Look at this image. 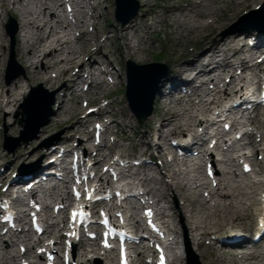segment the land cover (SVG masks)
<instances>
[{"label": "bare ground", "instance_id": "6f19581e", "mask_svg": "<svg viewBox=\"0 0 264 264\" xmlns=\"http://www.w3.org/2000/svg\"><path fill=\"white\" fill-rule=\"evenodd\" d=\"M84 1L72 0L74 13L72 20H68L60 18L57 15L58 11H63L61 10V7L65 4L63 2L57 3L56 0H0V20L2 14L5 12H13L15 15L19 26L16 39V53L20 62L24 64L23 69L25 73L34 82H39L45 86L48 85L51 89L53 86L57 87L65 81V84H63L65 88L73 89V91L78 90L77 88H79V85L84 80H86L91 89L103 91V88L107 86L103 78L99 81L93 79L106 75L101 68V63L97 62V58L104 50L108 52L112 48L108 36L105 35L106 37L104 36V39L101 41L105 29L102 27L103 32L99 27L100 21L108 16V11L99 8V0H93L92 5H90L91 13L89 15L84 7L87 8V5L91 3L89 1L84 3ZM139 2L141 4L140 11L143 12L142 15L135 17V19H132L124 26L116 24L112 28L111 33L117 39L115 43L124 44V51L118 47L116 52H119L126 59H135L139 63L144 62L147 58L143 55L154 49L152 45L149 48L143 47L147 43L145 36L152 34L154 37L159 32H162L165 34L167 42L174 47L170 56H172V63L175 66L174 68H170L168 74L159 82L152 115L146 121L139 124L141 126L146 125L147 128L144 127L145 131L142 133L135 129L133 138H135L136 142H133L132 148H137L139 151L138 155L148 156L149 159L154 158V153L164 157L165 154H169L170 152L173 154V161L167 160L165 168L163 167L167 171V176L162 175V173H160V176H155L154 169L156 170V168L147 167L145 162H141L139 169L132 171L133 167L129 163L127 171L131 172L136 182H129L128 185L131 187L136 185L143 187L146 195H152L156 198V206L161 202L170 204L172 196L179 198L181 205L180 212L185 217V224L187 225L190 239L204 264H264V229L260 241L257 245L252 246L250 250H245L242 253H226L225 250L213 249L217 245V243L213 242V239L232 236L231 231L233 232V228L241 226L251 217L254 199L256 196L262 198L260 192L264 191V185L251 181L245 174L239 175L237 173L239 163L237 164L238 161L236 162V159L227 155L229 150H224L226 154V159L224 160L217 161L212 156V153H209L206 154L207 159L204 161L203 158L206 156L201 154V152L205 151L202 146L198 143L196 144L198 139L194 142L195 137L198 138L200 136L197 133V129L202 127V125H204L202 130L208 127L209 114L213 110L215 111V108L219 107L230 96L243 91L244 85H234V82L236 79H240V82H242L244 80V73L247 70H251L250 67L245 66L246 62L241 57L245 52L246 42L239 40L241 38L239 34L243 36L244 34L238 32L240 29H237L228 32L226 36L222 37L221 35L228 29L224 32L222 30L228 27L242 10L248 9L251 3L254 5L250 9L256 10V7L262 9L264 0H139ZM124 6H127V4ZM130 7L132 8L133 6L129 2L127 10L122 8L119 15L121 16L123 12H127ZM78 8L80 9L78 10ZM130 13H127L120 23ZM251 16L253 17V15ZM247 21L246 17H242L235 26H243ZM64 24L66 25L65 28H63ZM88 25L93 27V31L84 29ZM157 27H160L161 30H158ZM32 28L33 30H31ZM57 29L60 30L57 31ZM206 32H208V35L213 34V40L205 42L203 48L200 50L177 49L181 37L192 36L194 38L201 35V37H206ZM255 32H252V34ZM130 33L133 34L131 35ZM244 33L248 34L249 31L246 30ZM255 35L256 37L253 35L250 38H255V49L260 50L264 44V31L258 35L255 33ZM135 36H139L136 44L133 43ZM86 37L88 40L82 42ZM4 39V33L0 31L1 46ZM46 47L47 49H45ZM61 55L64 56L59 57ZM42 60H45L44 64H42ZM40 62L41 68L38 67ZM62 64L67 65V67L57 71V74H53ZM73 66L79 67L77 73H72L71 67ZM236 68L241 69L240 76L234 73ZM84 70L88 71L85 78L83 77ZM214 73L216 74L214 75ZM226 73L230 74L227 84L223 82L224 78L228 77ZM19 75H22V71L19 72ZM116 78L119 79L118 76ZM168 84H170L169 87ZM209 84H212L214 87L213 89H207L205 92ZM182 86H186L190 90L181 93L180 89ZM12 94V92L7 94V96L0 94V112L4 111L12 102H15V99L10 100ZM29 94L25 98V94L21 96L22 98L20 97L23 100L18 107L21 109L20 115L23 116L21 123L22 121L24 122V117L28 115V108L35 98V94L30 97ZM175 94L180 95V98L178 100L175 99L174 102L171 99H173L172 96ZM207 96H210L211 99L204 98ZM46 101L49 102V99ZM55 104H57V110L62 111L64 109L63 99L56 97ZM77 113L73 112L75 121L68 129L71 133L63 137L64 144L68 146L66 152L69 153L77 147H83V152L86 156H91V152H95V155L102 159L100 153L102 152V147L106 146L105 138L103 137L101 143L96 145L87 128L94 114L85 115L82 118L77 117ZM107 114L111 117L115 116L114 114ZM130 114L134 117L131 112ZM103 115L104 113L101 114V116ZM135 115L137 117V114ZM124 118L128 119L129 116L125 115ZM244 118L241 121H234L232 127L238 124L248 129L252 126V123H255L254 127H251V130L254 129L255 133L249 132L244 135L249 140L248 145L252 146L260 141L256 133L261 127V119L259 114ZM43 119V115L36 116L33 125V127H36L28 129L27 132L30 131L29 134L31 135L37 134L39 131L37 128L41 127ZM153 123H155V126H151ZM39 124L40 126H37ZM118 126L123 128V125L119 124ZM48 127L49 125L46 128ZM41 131L44 132L45 129L42 128ZM186 135L192 137L189 141L193 145L188 146L187 150L194 151L196 150L194 147L199 146L197 151L199 152L201 149L199 153L200 163L196 169L191 168L190 170L186 164L187 160L183 161V166H186L185 169L179 167L175 162L176 158L172 147L168 145L172 137L176 136V138L183 139ZM77 136L79 138L77 140L78 143L74 144L73 142ZM181 136L184 137L182 138ZM122 138L128 140L126 136H122ZM112 145H116V143ZM121 157L128 159L131 157V154L121 155ZM6 158L7 154L0 156V160ZM101 159L93 162V168L96 171L104 160ZM15 160L16 158L11 162V165L15 163ZM210 160L211 163H217L220 168L215 169L214 180H210L207 177L202 179L199 177V174L202 170H205L204 168H206L205 166ZM256 166L259 167L257 161ZM32 167L36 168L38 166L34 165ZM5 169H7L5 172L0 173V181L2 182L12 177L13 171H10L11 167L7 165ZM259 169L262 170L261 168ZM96 174L97 176L99 175V173L95 172ZM138 175H142L141 178H137ZM229 175L232 178H228ZM11 183L8 187L11 186ZM150 183L158 185L159 189L157 187L152 189L147 187ZM205 191L208 192L207 197L205 196ZM31 195L32 198H35L37 191H32ZM204 196L206 197L205 199H203ZM54 206H52V209ZM136 210L137 208L135 207L131 210L130 217L132 220L135 219ZM159 210L160 213L157 215L159 218H166L171 220V222L175 220L176 215L167 213L163 206H159ZM64 211L66 209L63 208L61 212L63 213ZM43 213L47 215V206L43 209ZM135 223L138 224V220H135ZM163 223L170 233L169 236H173V244L176 245V234L180 235L177 226L165 220ZM258 223H249L247 225L248 230L255 227V233L259 232L260 226H258ZM50 225L51 222H48V226L52 227ZM6 235L7 240L3 241V244H0V264H9L10 261H15L19 257H33L32 255L36 254V251L35 253L32 251L34 248L30 249L29 247H26L25 251L21 254L20 252L14 253L12 249L18 244L17 242L27 245L28 238L16 233H12V235L9 232L5 234L0 233V242ZM58 239L57 245L60 247L58 249L62 252L65 237ZM206 239L210 240L209 245L206 244ZM44 241L38 239L35 246L38 248L44 247ZM4 243L6 246H3ZM244 243H247L246 238ZM76 246L79 247L78 264H86L81 260H85L88 263L91 262V258L88 259L85 253L89 254L94 249L87 250L82 242L75 243ZM174 249H176L175 246ZM48 252L49 255H56L52 249ZM42 255L45 254L43 253ZM56 256L57 259H60L59 255ZM83 256L86 257L83 259ZM37 257L38 259L41 258L40 256ZM105 259L112 264V253H108ZM139 259L142 260L141 258ZM72 262H74V258ZM37 264L42 263L38 262ZM171 264H180V259L174 256Z\"/></svg>", "mask_w": 264, "mask_h": 264}, {"label": "rangeland", "instance_id": "374dc122", "mask_svg": "<svg viewBox=\"0 0 264 264\" xmlns=\"http://www.w3.org/2000/svg\"><path fill=\"white\" fill-rule=\"evenodd\" d=\"M62 0H57V3H60ZM87 1H89L91 4L93 3V0H85V3H87ZM138 3L140 4L139 0ZM94 3H96L94 1ZM100 3V7L99 8H103L106 9L108 11V16H106L105 19H102L100 21V29H102V27H104L105 32L103 30V34L101 37V41L104 39V36H108L110 37V44L112 46V48L107 52L106 50H104V52L99 55V57L97 58V62H102V69H104L105 71H109L110 75L115 79V85L107 84V86H105L103 88V91L101 90H95V89H90V91L87 93V101H90L88 106H84L85 102H84V98L82 97H78V95H76V97H74L73 95L69 94L70 91L67 90V88H65V81H63L61 83V85L57 86V87H52L51 89L49 88L48 85H42L39 82H34L33 80H31L29 78V76L25 73L24 71V64H22L19 60V57L17 56V47H16V39H17V32L19 30V26L18 23L15 19V15L13 14V12H5L2 14L1 16V20H0V24L2 22V24L0 25L2 28H0V31L2 33H4V37L5 39L3 40V44L2 46L0 45V94L3 96H7V94H9L10 92H12V97L10 98V100L15 99V102H12L7 108L4 109V111L0 112V156L2 154H7V158L0 160V172L1 170H3L4 172L7 170L5 169V166H10L11 169H23V167H29V166H41L46 158L49 156L48 152L51 151V147H53L52 145L54 144H63V137H65L68 133H71V131H68V129L70 128L71 124L75 121V118L73 117V112H78L77 113V117H81L86 113V110L89 107H101L102 111L105 113H110V114H114L115 118L112 119V117L107 114L103 120L105 124L107 123H111L110 124V134L108 136H105V142H106V147L111 145L113 143V140H116L117 146L116 147H112V152L110 155H117V154H131L132 156H134L135 152L138 150L137 148H132L133 142L135 141V138H133V134L135 133V129L138 130L139 132H144L145 128H147L146 125H139V123L137 122V120L135 119V117H132L129 109L127 107V103H126V99H125V95H124V84H125V75H124V70H125V63L130 60L132 62H134L137 65H144V64H150V63H161L163 65H166L168 69L170 68H174L175 64L172 63V56H170V53L172 51L173 45L168 43L166 40V36L164 33L159 32V34L157 36H152V34H148L147 36H145V41H147V43H145V45H143V47L145 48H149V46H153V50L150 51L149 53H146L145 55H143L145 58H147L146 61L144 62H136L135 59H126L124 56H122L121 54H119V52H116L117 48L120 47L122 48V51H124L123 45L122 43H115L116 42V38L113 37V34L111 33L113 26L115 27L116 24H118L115 21V6H114V0H99ZM87 5V8H85V11L87 13H91L90 10V5ZM141 5V4H140ZM253 3H251V5L249 6L248 9L242 10L237 16L236 18L231 22V24L226 27L225 29L222 30L225 31L227 29H234L236 23L238 22V20L240 19V16L243 15L244 12H248L250 10L251 7H253ZM63 9V6L61 7V10ZM80 8H78L79 10ZM142 11H138L137 16L142 15ZM130 16V14L128 15ZM136 16V17H137ZM154 17V16H153ZM127 18V17H126ZM135 19V18H134ZM9 23V29L10 32L15 30L14 33V44L12 46V55H13V59H11V38H10V34H8L5 30V26L6 24ZM91 24V23H89ZM53 25V24H52ZM65 24L64 27L65 28ZM240 26V25H238ZM236 26V28L238 27ZM92 26L88 25L87 27H85V30L88 31H93L92 30ZM35 29V28H34ZM49 29V28H48ZM158 30H161L160 27H157ZM33 30V28L31 29ZM60 29H57V31ZM72 32V30H70ZM151 33V32H150ZM206 37H194L192 38V36L190 37H181L180 41H179V45L177 47L178 50L185 48L187 49H193V50H200L201 48H203L204 43L205 42H210L213 39V34H209L208 32ZM132 34V33H130ZM144 34V33H143ZM150 37V38H148ZM22 39V38H19ZM139 39V36H135L133 43L136 44L137 40ZM156 39V40H155ZM88 40V38H84L82 40V42ZM154 40V41H151ZM1 43V42H0ZM47 49V47L45 48ZM264 50V44L261 47L260 51ZM64 55H61L59 57H63ZM41 59V58H40ZM45 63V60H42V64ZM8 67V68H7ZM39 68H41V62L38 65ZM67 67V65L62 64L57 70H55V72H53V74H57V71L61 70V69H65ZM10 68V70L8 71V69ZM72 69V73H75L77 71L76 66L71 67ZM23 72L24 71V75H20L17 79L7 83L13 76L19 74V72ZM239 70H237L236 73H238ZM23 74V73H22ZM116 76L119 77V79H116ZM83 77H84V72H83ZM107 75L104 77L105 80L107 81ZM9 79V80H8ZM98 81L101 78L97 77L94 78V80ZM87 82L84 81L82 84L79 85V88L82 89L84 88L87 84ZM108 83V82H107ZM38 85H41L43 89L47 90L48 92H54V101L55 98H59V99H63L64 100V105H63V110H57V104H53L52 108V113L51 116L49 117V122L47 125H45L44 128L45 131L42 132L40 128L38 133L36 134V136L26 142V143H22L20 141V138L22 136H28L29 132L24 133V129L26 126V117H24L25 122L22 121L21 123V119H23V116L20 115L21 113V109H19V105L22 103L23 100H21V96L24 95V98L26 97V95H28L29 90L31 88H37ZM106 88V89H105ZM41 93V91L39 92ZM21 97V98H20ZM46 98H48V96L46 95ZM102 98V99H99ZM2 100V99H1ZM18 101V102H17ZM156 106H158V104H156ZM43 112H46L45 106L43 109ZM125 115H128L129 118L125 119ZM260 118H262V116H260ZM93 121H99V119L96 116L92 117ZM63 121V122H60ZM146 121V120H145ZM123 125V128H121V126L118 125ZM49 125L48 128H46ZM151 126H155V123H153ZM93 125L90 124L88 125V130H89V134L90 136L92 135V129H93ZM23 134V135H22ZM122 136H126V138H128V140L123 139ZM261 138V137H260ZM171 139H175V136ZM77 140H79L78 136L76 138V140L73 142L74 144H77ZM81 140V139H80ZM18 141V142H17ZM171 142H168V145ZM19 144L18 147H16ZM52 144V145H51ZM6 145V148H4V146ZM16 145V146H15ZM51 145L49 148L48 146ZM15 147L12 151H7V149ZM106 147H104L103 149H105ZM77 150H79V148H76ZM81 150H83V147L80 148ZM138 152V151H137ZM154 152V151H153ZM108 152L105 150L103 151L101 154L104 155L105 158H103L100 166L98 167V170H101L102 167L104 165H107L108 161L110 160V155L109 158H106L108 156L107 154ZM93 154L94 152L91 154V156H89L90 158H93ZM16 158L15 163H12L13 160ZM94 159H98V157L94 156ZM159 161H155V163L153 162H148L147 166L149 168H156V170L154 171V175L155 176H160V172L159 169L162 168V158H158ZM159 162V163H158ZM10 163V164H9ZM212 167L215 171V169H219L220 167L217 165V163H212ZM237 172H240V166H238L237 168ZM153 174V173H152ZM165 174L166 176L168 175L166 171H164L162 173V175ZM204 170H202V172L199 174V177L203 178L204 177ZM104 178V177H102ZM228 178H232L231 175L228 176ZM258 179L264 180L263 177H260ZM56 179H53V183H55ZM243 180V179H242ZM9 180H4V182L0 183V196H2L4 193H6L7 191H3V186L8 182ZM244 181V180H243ZM149 188H158V185H154L153 183L148 184ZM69 192V185H61V189L59 192H57V194H52V198L51 199H47L45 200V203L47 205H49V207L47 208V215L46 216H50L51 214H53L52 212V206L55 203L59 202V199L62 197H64L66 194H68ZM204 193H207L204 192ZM207 197V196H206ZM205 196L203 197V199L206 198ZM260 198L259 197H255L254 199V205L252 206L251 209V217L249 219H247L241 226H238V229H243L244 233L248 236H250L249 231H252L255 229V227L253 229L248 230L247 225L249 223L254 224L255 222V217L258 216L260 214ZM162 205L167 208V213H169L170 215H176L175 220L171 222V220H168L170 223H174L177 228L178 231L180 233V235L176 234L175 240L177 241V255L178 258L180 259V264H186L187 259H194L196 257L198 263L200 264H204L200 258L199 253L197 252L195 245H193L192 240L190 239V235L189 232L187 231V225L185 224V217H183V215H181V208H180V200L179 198L176 196H172L171 199V203H162ZM18 209L20 211H23V217L24 219L27 218V213H28V209L24 206H18ZM141 212L140 210L137 211V217L136 219H139ZM59 222L60 224L57 225L56 227L53 225L50 228V235H54L55 238H51L53 240H55L56 242H59L58 238L63 237L64 235V228H65V217L64 215H62L59 218ZM49 222L53 223L56 222V220L54 218H50L48 220ZM230 229V228H228ZM46 235V234H45ZM40 236V239H44L46 236ZM6 239V236H4V239H2V241L0 242V244H3V241ZM208 240V239H207ZM205 240V241H207ZM18 244L16 246L13 247L12 251L14 253H18L20 250L21 245L26 248L29 247L30 249H33L32 251L35 253V251L38 249L37 246H35V242H29L27 245L22 243V242H17ZM93 245H95L93 247ZM3 246H6V244L4 243ZM58 245L56 244L55 248L58 251ZM86 249L87 250H92L94 249V251L90 254L85 253V255H87V257H93L90 263L87 264H106L103 260L101 261L102 255L100 254V252L97 250V245L95 243L87 246L86 245ZM215 249V248H214ZM210 251V250H209ZM226 253L229 252H235L233 250H229L226 249L225 250ZM78 253H79V247L76 246L75 250H74V262L75 264H78ZM34 255V254H33ZM86 256H83V259ZM113 257V263L112 264H116V258H114V254H112ZM26 259V260H24ZM34 261L36 262H41L42 264H44V259L43 256H41L40 259H35L34 257H19L17 258L15 261H10L9 264H21L22 261ZM56 264H62L61 262H57Z\"/></svg>", "mask_w": 264, "mask_h": 264}, {"label": "water", "instance_id": "95a60500", "mask_svg": "<svg viewBox=\"0 0 264 264\" xmlns=\"http://www.w3.org/2000/svg\"><path fill=\"white\" fill-rule=\"evenodd\" d=\"M127 2L132 3V5L136 4L133 0H126L124 2L123 0H115L114 4L116 7V16L120 21L123 16H120L119 13H121V9L124 8V5H126ZM133 7L134 8L130 16H127V18H125L121 23L122 26L126 25L136 15L137 6L134 5ZM11 40L13 44V34H11ZM162 68H164L163 70L165 71L162 73V76L159 75L158 77L157 74ZM168 72L169 70L167 67L158 63L137 65L132 61L126 62V98L128 100L130 110L134 113V115L137 114V119L139 122H142V120L148 118L151 115L153 102L156 96L157 85L160 79L165 77ZM16 77L17 75L12 77L10 80H13ZM35 92L36 89L32 88L31 95H33ZM32 103L28 108V120L40 113L42 103L44 102L40 98L35 97Z\"/></svg>", "mask_w": 264, "mask_h": 264}, {"label": "snow or ice", "instance_id": "6c2138e0", "mask_svg": "<svg viewBox=\"0 0 264 264\" xmlns=\"http://www.w3.org/2000/svg\"><path fill=\"white\" fill-rule=\"evenodd\" d=\"M245 169L247 170V166H245ZM76 214L75 213H73V216H75Z\"/></svg>", "mask_w": 264, "mask_h": 264}]
</instances>
